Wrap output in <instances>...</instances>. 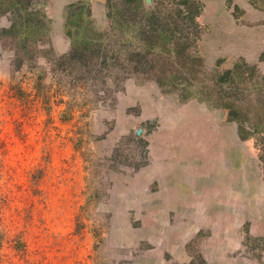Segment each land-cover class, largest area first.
<instances>
[{"label":"rangeland","instance_id":"obj_1","mask_svg":"<svg viewBox=\"0 0 264 264\" xmlns=\"http://www.w3.org/2000/svg\"><path fill=\"white\" fill-rule=\"evenodd\" d=\"M91 1L56 22L55 1L36 0L27 11L45 17L26 45L0 36V264H264V0H188L201 70L177 80L186 99L134 71L144 54L125 0ZM130 1L159 18L185 8ZM17 20L0 11V32ZM238 58L255 65L236 96L243 138L200 99Z\"/></svg>","mask_w":264,"mask_h":264},{"label":"trees","instance_id":"obj_2","mask_svg":"<svg viewBox=\"0 0 264 264\" xmlns=\"http://www.w3.org/2000/svg\"><path fill=\"white\" fill-rule=\"evenodd\" d=\"M36 0H4L5 10H0L1 12L9 11L13 12L17 21H12L8 28L2 29L0 32V36L6 34V32L16 33L23 41L21 42L22 46L26 45V35L32 32L34 29H38L40 27V19L37 14L45 17L42 10L37 11L36 9L33 11H27L28 6L32 5ZM82 2H86L82 1ZM80 2V3H82ZM126 2V3H125ZM2 1H0V4ZM78 2L69 4L68 7L72 8L73 4H77ZM125 6L123 7L126 10H131L136 16L139 17L136 19L134 23H132V27L130 31H135L132 35H135L138 40L142 43L143 54L141 58L143 59L145 68L141 66L142 61L140 59L130 60L133 64L134 71L140 72H148V77L152 78L156 81L158 86L162 91H170L171 89H178L180 91V98L186 99L190 97L192 89L189 87V84L177 86L179 79H190L194 75H196L201 69L198 63V56L194 53L191 48L192 41L197 38L200 26L196 22V17L200 12V5L195 2V6H190L192 3H189L188 0H178L176 2L172 1L175 5H183L185 8H178L175 11H167V15L163 13L161 17L155 15L154 12L146 13L142 9L143 7L140 3H133L130 0L124 1ZM33 8V7H32ZM79 9L78 15L86 11L88 15L89 12L87 8L85 10ZM34 12V15H32ZM38 12V13H37ZM123 11L120 7L114 10V15H118V17H123ZM137 13V14H136ZM184 13L185 17H180V14ZM71 14H74L72 11ZM77 14V13H76ZM86 15V16H87ZM169 17V18H168ZM178 18V20H177ZM113 25L119 27V19H113ZM167 20V21H166ZM154 22L158 26V28L153 31L151 27H149V22ZM137 23V24H136ZM136 26V27H135ZM135 37H132V39ZM137 54H142L140 51H137ZM149 54V60L146 59V55ZM263 54V53H262ZM261 56V54H260ZM160 58L159 62L157 61ZM176 58V65H173V59ZM246 68V72L253 73L255 69V65H248L243 61L242 58H238L232 65L230 69H226L219 74L213 75L210 78L211 84L216 91L214 93L218 94L214 98H206V96L202 95V91L199 96H201L202 100L208 102L211 101L215 106H220L226 109L228 117L235 120L237 122V133L243 138L242 125L241 123L244 120H248L249 117L246 114L242 113L237 108V94L246 90V80L244 75V70ZM264 77V75H262ZM248 80H251L252 77H246ZM255 85L256 78L252 79ZM263 80V79H261ZM228 82V86H231L229 90L231 92H221L223 87V83ZM251 82V81H248ZM179 87V88H178ZM206 90L205 88H203ZM208 93V92H207ZM227 93V94H226ZM197 96L193 94V96ZM229 95V96H228ZM209 97V96H207ZM264 95L258 96L255 101L263 103ZM250 108L253 106L249 105ZM261 106V105H260ZM248 109V107H246ZM257 108V107H256ZM246 109V110H247ZM258 109V108H257ZM260 109V107H259ZM252 125L253 131H256V127L260 122V117L258 114H253L252 116ZM261 132V130L259 131Z\"/></svg>","mask_w":264,"mask_h":264},{"label":"crops","instance_id":"obj_3","mask_svg":"<svg viewBox=\"0 0 264 264\" xmlns=\"http://www.w3.org/2000/svg\"><path fill=\"white\" fill-rule=\"evenodd\" d=\"M55 1V8H54V13L52 14V18L56 21V22H60V15L57 12H61V9L63 8V6H66L67 4H71V3H75L77 1H85V0H53ZM91 1V0H90ZM91 3L93 4V2L91 1ZM92 7V11L90 10V12H92L93 14V10L94 8H97V4L94 3V5H91ZM90 7V9H91ZM56 12V13H55ZM232 138H233V134H232Z\"/></svg>","mask_w":264,"mask_h":264},{"label":"water","instance_id":"obj_4","mask_svg":"<svg viewBox=\"0 0 264 264\" xmlns=\"http://www.w3.org/2000/svg\"><path fill=\"white\" fill-rule=\"evenodd\" d=\"M146 2H148L149 0H145ZM140 132V128H137L136 130H135V134H138Z\"/></svg>","mask_w":264,"mask_h":264}]
</instances>
